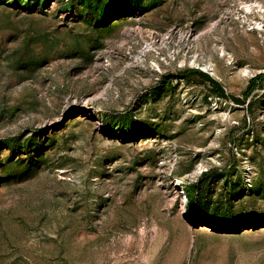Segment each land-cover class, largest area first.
<instances>
[{
  "label": "rangeland",
  "instance_id": "obj_1",
  "mask_svg": "<svg viewBox=\"0 0 264 264\" xmlns=\"http://www.w3.org/2000/svg\"><path fill=\"white\" fill-rule=\"evenodd\" d=\"M262 73L264 0H0V264H264Z\"/></svg>",
  "mask_w": 264,
  "mask_h": 264
},
{
  "label": "trees",
  "instance_id": "obj_2",
  "mask_svg": "<svg viewBox=\"0 0 264 264\" xmlns=\"http://www.w3.org/2000/svg\"><path fill=\"white\" fill-rule=\"evenodd\" d=\"M185 74H194V75H199L202 76L203 78H205L207 81H209L215 88H220L219 84L216 83L215 81H213L212 79H210L207 75H204L202 72L200 71H191V72H186ZM177 75H164L163 79L161 81V88L164 87V85L171 79V78H177ZM264 80V73L259 74L257 76H255L253 78V80L249 83L248 85V92L253 90L254 88V82L258 83L260 81ZM220 96H223V92L220 91ZM212 171H208L206 173H204L202 175V178L207 176L208 174H210ZM218 172V171H216ZM200 183L201 181H199L197 184H185L184 185V190H182V194L184 195V197L186 198L188 204L190 205V207H194L195 206V196L198 194L199 189H200Z\"/></svg>",
  "mask_w": 264,
  "mask_h": 264
},
{
  "label": "bare ground",
  "instance_id": "obj_3",
  "mask_svg": "<svg viewBox=\"0 0 264 264\" xmlns=\"http://www.w3.org/2000/svg\"><path fill=\"white\" fill-rule=\"evenodd\" d=\"M164 39V38H163ZM162 40V39H161ZM163 41V40H162ZM167 41V40H166ZM160 42V41H159ZM158 43V42H157ZM148 45V44H147ZM153 45V44H151ZM162 44H160L158 47L161 48ZM148 47V46H147ZM164 47V46H163ZM155 48V47H154ZM223 52V51H222ZM172 57V56H171ZM226 57V56H225ZM164 59V58H163ZM166 59V58H165ZM153 64V63H152ZM156 66V65H155ZM190 67H194V68H199L201 69L202 71L208 73L209 75H211L212 77L216 78V79H219V75L217 73V71L215 70L214 68V65L212 63H209V64H206V65H200L197 61V59L194 57L190 64H189ZM157 68V67H156ZM158 69V68H157ZM179 183V182H178ZM183 203L186 202V198L184 197L183 198Z\"/></svg>",
  "mask_w": 264,
  "mask_h": 264
}]
</instances>
